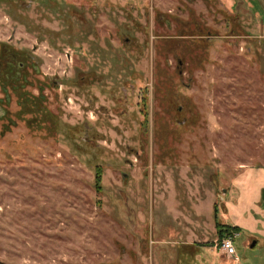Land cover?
I'll use <instances>...</instances> for the list:
<instances>
[{"label":"rangeland","instance_id":"obj_1","mask_svg":"<svg viewBox=\"0 0 264 264\" xmlns=\"http://www.w3.org/2000/svg\"><path fill=\"white\" fill-rule=\"evenodd\" d=\"M7 57L0 264H264V0H0Z\"/></svg>","mask_w":264,"mask_h":264},{"label":"flooded vegetation","instance_id":"obj_2","mask_svg":"<svg viewBox=\"0 0 264 264\" xmlns=\"http://www.w3.org/2000/svg\"><path fill=\"white\" fill-rule=\"evenodd\" d=\"M193 32H195V34L197 35V33H201V30H200V32L199 31H193ZM191 39H192V43H194V45L195 46H201V41H200V37L199 36H195V35H193L192 37H190ZM8 64H11V62H9L8 61ZM22 64V65H21ZM11 66L13 67L14 65L13 64H11ZM19 68L21 69V70H23L24 68H25V65L23 64V63H20V65H19ZM10 78V77H9ZM19 80V77H15L14 76V78L12 79V82L14 83L13 85H15V83L17 82ZM183 86H184V84H182ZM189 87L190 86H188V85H185L184 86V88H185V90H187V89H189ZM86 90H87V92H89L90 93V89L89 88H85ZM114 93V92H113ZM116 97V94L114 93V95H113V97ZM192 117H193V115H191ZM175 122H177V124H179V129L181 130V131H185L187 128H189V127H191L196 121L195 120H193V119H188L187 117H186V115H184L182 118H176L175 120H174ZM174 137V136H173ZM175 138V137H174ZM239 197V196H238ZM233 226H235V227H239L237 224L236 225H233ZM240 228V227H239ZM218 230V229H217ZM242 233H244V232H241V234ZM217 234H218V232H217ZM246 234L248 235V237H253V241H252V243H250V244H248V245H246V246H244L246 249H249V250H256L257 249V246H258V239L257 238H259V239H264V235H262V234H258V233H251L250 231H247L246 232ZM255 238V239H254ZM254 246V247H253ZM212 247H214V249H215V251L216 252H218L219 251V249L217 248V245L215 244L214 246H212ZM193 250H195V249H193ZM197 253H199L198 251H196L195 250V252L194 253H189V254H197ZM186 260H188L189 261V263L188 264H192L193 262H192V260H189V259H186ZM184 261L182 260V258H181V260H180V264H184L183 263Z\"/></svg>","mask_w":264,"mask_h":264},{"label":"built area","instance_id":"obj_3","mask_svg":"<svg viewBox=\"0 0 264 264\" xmlns=\"http://www.w3.org/2000/svg\"><path fill=\"white\" fill-rule=\"evenodd\" d=\"M237 235V234H236ZM235 234L233 236L224 238V239H218L216 242L217 248L219 251L227 256L230 257H237L238 256V251L236 249L235 245Z\"/></svg>","mask_w":264,"mask_h":264},{"label":"trees","instance_id":"obj_4","mask_svg":"<svg viewBox=\"0 0 264 264\" xmlns=\"http://www.w3.org/2000/svg\"><path fill=\"white\" fill-rule=\"evenodd\" d=\"M8 56V55H7ZM8 57L6 58V61H3V59L0 58V70L2 68V66H5L4 67V71L6 72H10L12 70V66L11 64H8ZM63 134H65V131H63ZM229 231L231 232V235L234 234V233H238L240 234L241 232H243V230L239 227H234V228H231V227H225L221 230L220 234H221V237H220V234L218 236V239H224L225 237H227L229 235ZM228 234V235H226Z\"/></svg>","mask_w":264,"mask_h":264},{"label":"crops","instance_id":"obj_5","mask_svg":"<svg viewBox=\"0 0 264 264\" xmlns=\"http://www.w3.org/2000/svg\"><path fill=\"white\" fill-rule=\"evenodd\" d=\"M237 225H238V224H237ZM239 227H240V228L243 230V232H244V228H247L248 226L242 228V227L239 225ZM249 229L251 230V228H249ZM250 230H247V231H250Z\"/></svg>","mask_w":264,"mask_h":264},{"label":"water","instance_id":"obj_6","mask_svg":"<svg viewBox=\"0 0 264 264\" xmlns=\"http://www.w3.org/2000/svg\"><path fill=\"white\" fill-rule=\"evenodd\" d=\"M254 247V246H253Z\"/></svg>","mask_w":264,"mask_h":264}]
</instances>
